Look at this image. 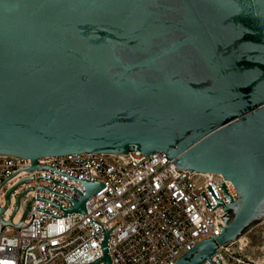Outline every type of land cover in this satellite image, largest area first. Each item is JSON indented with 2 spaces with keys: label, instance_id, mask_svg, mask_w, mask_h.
<instances>
[{
  "label": "water",
  "instance_id": "water-1",
  "mask_svg": "<svg viewBox=\"0 0 264 264\" xmlns=\"http://www.w3.org/2000/svg\"><path fill=\"white\" fill-rule=\"evenodd\" d=\"M135 150L236 191L222 187L220 235L174 264H204L264 219V0H0V156L30 174L43 158ZM32 180L6 191L3 226L25 225L33 199L13 219L31 189L3 214ZM76 181L84 191L52 181L79 196L65 214H85L101 188Z\"/></svg>",
  "mask_w": 264,
  "mask_h": 264
},
{
  "label": "built area",
  "instance_id": "built-area-1",
  "mask_svg": "<svg viewBox=\"0 0 264 264\" xmlns=\"http://www.w3.org/2000/svg\"><path fill=\"white\" fill-rule=\"evenodd\" d=\"M37 163L40 168L29 174V160L0 156V207L8 189L33 179L13 191L3 214L7 221L16 197L31 189L13 219L16 225L33 199L25 225L15 229L0 221V264H104L105 231L112 264H174L199 242L220 235L229 205L222 187L236 199L233 185L221 175L178 169L161 152L73 154ZM76 179L101 188L87 200L85 214H65L72 206L68 198L79 196L52 181L84 191ZM239 242L219 248L204 264H264L244 258L241 247H233Z\"/></svg>",
  "mask_w": 264,
  "mask_h": 264
},
{
  "label": "rangeland",
  "instance_id": "rangeland-1",
  "mask_svg": "<svg viewBox=\"0 0 264 264\" xmlns=\"http://www.w3.org/2000/svg\"><path fill=\"white\" fill-rule=\"evenodd\" d=\"M244 258L260 262L264 260V219L242 236L237 245H233Z\"/></svg>",
  "mask_w": 264,
  "mask_h": 264
},
{
  "label": "bare ground",
  "instance_id": "bare-ground-1",
  "mask_svg": "<svg viewBox=\"0 0 264 264\" xmlns=\"http://www.w3.org/2000/svg\"><path fill=\"white\" fill-rule=\"evenodd\" d=\"M242 238V237H241ZM241 238H240V240H241Z\"/></svg>",
  "mask_w": 264,
  "mask_h": 264
}]
</instances>
